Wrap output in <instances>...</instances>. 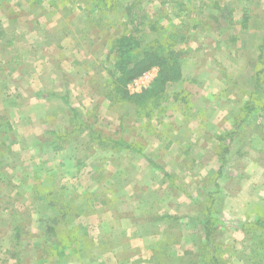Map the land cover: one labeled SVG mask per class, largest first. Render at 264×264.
<instances>
[{
  "label": "rangeland",
  "instance_id": "obj_1",
  "mask_svg": "<svg viewBox=\"0 0 264 264\" xmlns=\"http://www.w3.org/2000/svg\"><path fill=\"white\" fill-rule=\"evenodd\" d=\"M76 4L0 0V264H264L245 249L264 233L255 226L264 217V185H238L235 173L258 150L263 159L264 141L250 140V122L235 137L240 102L227 94L226 109L212 105L206 83L210 63L236 49L235 22L264 25V0ZM126 5L139 12L134 28L143 45L177 41L184 71L159 108L140 115L111 91L109 46L128 27ZM98 136L141 151L100 148ZM214 183L221 190L211 236L220 252L212 254L201 221Z\"/></svg>",
  "mask_w": 264,
  "mask_h": 264
},
{
  "label": "trees",
  "instance_id": "obj_2",
  "mask_svg": "<svg viewBox=\"0 0 264 264\" xmlns=\"http://www.w3.org/2000/svg\"><path fill=\"white\" fill-rule=\"evenodd\" d=\"M81 2L82 0H79L77 3L80 4ZM138 4L139 2H137V5ZM140 6L141 5L137 6V9L139 8L140 10ZM134 7L136 8V6ZM126 11V18L127 20H129L127 21L128 27H125V31L117 36L109 46V54L112 57V73L114 75L111 85V91L119 100L131 104L135 108V113L137 115H140V112L143 110H148L149 112L150 110L159 108L160 101L162 100L163 95L166 92L167 86L171 83H176L181 80V54L175 47L177 41L172 40L171 38L154 39L153 41L143 45L138 37V30L134 28L136 24V21L134 19L135 14L139 15V12H132L130 10H127V5ZM138 17L143 18V15L141 14ZM245 23L246 17H244L241 21V25L244 27L246 25ZM153 26L154 25H151V27ZM5 34L6 33L2 28V23L0 22V38ZM184 40L185 38L181 37L179 41ZM10 42L11 40L8 39L7 44H10ZM153 68L156 69V73L149 82L148 86L139 92H130L128 89V85ZM70 110L75 112V114L77 115V109H75V107H72ZM242 119L243 118L241 117L240 120ZM83 129L84 126L79 125L75 130L81 131ZM56 137L57 139H61L62 136L58 134L56 135ZM226 137L232 139V134L229 133L226 135ZM97 138V143L99 144L100 148H103V145L109 143L110 145L114 146V148L124 147L126 149H132L137 152L141 151L140 148H135V146L131 145L123 139H103L99 136ZM229 149L230 147L226 145L222 148L221 153L219 154L220 165L216 172V178H220L222 174V166L226 162ZM77 163L81 166L83 165V163H80L79 159L77 160ZM220 190V186L214 183V189L209 190L207 193V198L210 201L209 205H202L203 208H205V217L201 221L204 235L206 237L205 246H210V248L212 247V254H214L217 250L219 252L220 249L219 246L213 243L211 236L213 227L211 218L213 215V210H215L212 209L211 205L213 204V202H216L217 198L215 197V195L220 193ZM255 226L258 228H260L261 226L264 227L263 216L262 218L256 219ZM15 232L17 233L18 229H15ZM250 248H252V252L253 254L255 253V256H264V233H261L257 247L252 246ZM211 260L216 263L217 257L213 255Z\"/></svg>",
  "mask_w": 264,
  "mask_h": 264
},
{
  "label": "crops",
  "instance_id": "obj_3",
  "mask_svg": "<svg viewBox=\"0 0 264 264\" xmlns=\"http://www.w3.org/2000/svg\"><path fill=\"white\" fill-rule=\"evenodd\" d=\"M79 0H76L78 2ZM76 5H79L78 3ZM79 8V7H78ZM72 10V9H68ZM239 23V24H237ZM235 25L240 26L239 32L233 37L236 42V49L234 53L227 56L220 57V61L210 63V75L206 83L210 86L211 91L207 100L211 101L212 105L219 102L221 108L226 109V105H230L223 100L225 95L232 94L235 100L240 102V109L242 111V120L238 122V131L233 135L238 137L241 135L244 125L250 122L255 126L254 132L251 134V141L258 139L264 141V25L253 22L251 25L248 23L243 27L240 22H235ZM223 35L220 37L222 38ZM11 39V37H10ZM14 40H11V42ZM10 42V43H11ZM220 54V53H219ZM223 56V55H219ZM17 59V56H15ZM232 61L234 65L231 69L227 68V62ZM250 64V67H249ZM182 67V65H181ZM249 68V69H248ZM223 75L226 78L223 80ZM234 75V76H232ZM184 79V71L182 69L181 80ZM237 83V86L235 85ZM241 82V84H240ZM171 83L167 86L176 84ZM214 88V89H213ZM213 89V90H212ZM167 90V89H166ZM206 96V95H205ZM228 96V95H227ZM248 103V104H247ZM209 108V107H207ZM248 109V110H246ZM241 119V118H240ZM240 137V136H239ZM261 152L258 150L257 155H252L247 161H244L246 168L243 166L237 167L236 174L238 185H257L259 180L262 179L264 185V156L260 159ZM245 158H248L245 157ZM250 161V162H249ZM260 185V184H259ZM264 188V186H263ZM246 203V201H245ZM249 203L248 205H251ZM256 206V204L254 205ZM247 251L252 257V248L246 247ZM254 250V249H253ZM220 252V249H219ZM243 260L238 259L236 264H243ZM221 263L222 259H221Z\"/></svg>",
  "mask_w": 264,
  "mask_h": 264
},
{
  "label": "built area",
  "instance_id": "obj_4",
  "mask_svg": "<svg viewBox=\"0 0 264 264\" xmlns=\"http://www.w3.org/2000/svg\"><path fill=\"white\" fill-rule=\"evenodd\" d=\"M150 75V71L144 73L143 75H141L138 79H139V82L137 81L138 79H135L131 85H133V83L137 86V83L138 85H140V90L141 91L142 89L146 88L149 84V82L147 81V78L148 76ZM144 81H146V83H144ZM142 84V85H141ZM130 85V86H131Z\"/></svg>",
  "mask_w": 264,
  "mask_h": 264
}]
</instances>
